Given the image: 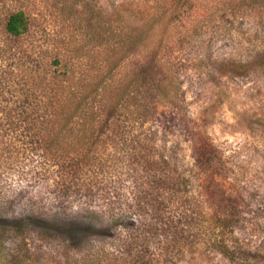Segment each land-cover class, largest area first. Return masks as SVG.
I'll list each match as a JSON object with an SVG mask.
<instances>
[{
	"label": "trees",
	"instance_id": "16d2710c",
	"mask_svg": "<svg viewBox=\"0 0 264 264\" xmlns=\"http://www.w3.org/2000/svg\"><path fill=\"white\" fill-rule=\"evenodd\" d=\"M32 1L0 9V183L9 188L0 184V197L22 205L0 209V232L20 262L32 236L34 249L71 264H175L199 244L232 260L229 198L211 169L219 155L204 138L194 188L148 123L162 106L185 116V49L206 14L264 19V0H221L210 13L205 3L202 16L193 0L113 4L96 20L86 2L82 40L53 30ZM80 1L62 6V21ZM256 48L252 59L222 60L224 71L264 74V41Z\"/></svg>",
	"mask_w": 264,
	"mask_h": 264
},
{
	"label": "rangeland",
	"instance_id": "374dc122",
	"mask_svg": "<svg viewBox=\"0 0 264 264\" xmlns=\"http://www.w3.org/2000/svg\"><path fill=\"white\" fill-rule=\"evenodd\" d=\"M17 1L0 0V9L22 6V0ZM153 1L81 0L75 4V19L65 21L59 12L62 6L67 9L73 0H33L28 8L43 15L53 30L82 40L86 30L83 3L90 4L96 20L100 9L109 10L113 4L141 8L152 5ZM220 1L193 0L191 11L202 16L201 5L207 3L210 13ZM208 16L209 20L185 49L188 61L180 74L185 116L162 106L148 127L169 162L192 177L194 188L200 183L196 180L197 172L203 168L195 159L198 147L204 138L212 145L213 155L217 153L220 157L219 163L211 167L216 171L213 179L224 187L229 198L224 202L230 214L228 235L235 237L233 245L240 248H236L229 260L206 244H199L175 264H264V74L256 70L229 73L221 62L228 58L255 57L258 42L264 41V19H257L253 13H232L225 8ZM5 183H0L3 191L9 189L8 186L4 189ZM8 199L0 197V209L4 213L10 215L21 210L19 200L10 203ZM10 240L0 232V264H71L49 246L40 252L34 249V236L28 238L29 252H24L26 258L20 262L21 253L13 251Z\"/></svg>",
	"mask_w": 264,
	"mask_h": 264
}]
</instances>
